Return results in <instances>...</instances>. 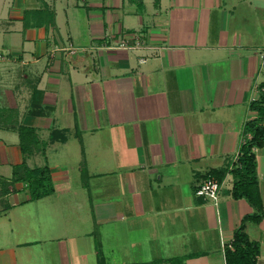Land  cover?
Wrapping results in <instances>:
<instances>
[{
  "label": "crops",
  "instance_id": "crops-1",
  "mask_svg": "<svg viewBox=\"0 0 264 264\" xmlns=\"http://www.w3.org/2000/svg\"><path fill=\"white\" fill-rule=\"evenodd\" d=\"M263 81L264 0H0V107L35 129L25 165L53 185H0V264H225L252 212L228 169ZM23 160L0 127V179ZM220 170L217 202L197 196ZM246 233L264 264V217Z\"/></svg>",
  "mask_w": 264,
  "mask_h": 264
},
{
  "label": "trees",
  "instance_id": "trees-1",
  "mask_svg": "<svg viewBox=\"0 0 264 264\" xmlns=\"http://www.w3.org/2000/svg\"><path fill=\"white\" fill-rule=\"evenodd\" d=\"M259 98L250 103V108L257 113L255 119L246 121L243 135L251 134V138L245 141L239 148L238 159L228 171L233 175L234 181L231 195L235 199H244L251 206L252 212L242 217L239 226L234 230L233 238L224 248L225 264H257L259 244L251 240L246 233L247 223L258 224L264 217L263 204L258 187L256 173V156L254 149L264 146V81L259 85ZM39 95V92L36 93ZM38 96L33 91L30 106H37ZM33 110V109H31ZM18 112L11 108L0 107V127L16 130L19 136L20 149L23 154V162L13 167L10 181L0 179V185L4 183L22 180L29 186L32 199L47 196L53 192V185L47 166L29 169L25 165V157L34 153L44 154L45 144L40 143L36 131L32 127L20 125L17 121ZM62 135L59 131H53L50 140H55ZM227 170L212 171L206 178L214 177L221 181ZM205 178V179H206ZM2 185V189L3 186ZM9 190L1 193L7 194ZM182 258L171 259V264H183Z\"/></svg>",
  "mask_w": 264,
  "mask_h": 264
},
{
  "label": "built area",
  "instance_id": "built-area-1",
  "mask_svg": "<svg viewBox=\"0 0 264 264\" xmlns=\"http://www.w3.org/2000/svg\"><path fill=\"white\" fill-rule=\"evenodd\" d=\"M112 49H141V48H152L148 44L142 43L139 40H121L117 45L111 46ZM146 58H141L140 62H144ZM263 89H260L262 91ZM249 138H251V134L242 135L238 147V151L235 154L233 159V163L238 159L239 156V148L242 144L245 143ZM233 163L231 164L230 168L232 167ZM222 189V183L218 181L214 177H208L198 186L195 191L197 196L202 197L204 200H211L213 202H217L220 191Z\"/></svg>",
  "mask_w": 264,
  "mask_h": 264
}]
</instances>
